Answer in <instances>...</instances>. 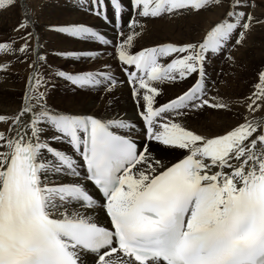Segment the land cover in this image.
Listing matches in <instances>:
<instances>
[{"label": "snow or ice", "instance_id": "snow-or-ice-1", "mask_svg": "<svg viewBox=\"0 0 264 264\" xmlns=\"http://www.w3.org/2000/svg\"><path fill=\"white\" fill-rule=\"evenodd\" d=\"M15 6L0 0V12ZM74 7L110 24L113 38L72 19L46 31L103 52L63 50L54 53L63 63H49L27 19L12 29L22 35L0 41V72L27 65L21 106L0 114V264H264V66L235 101L259 118L218 121L212 135L180 122L231 110L218 86L211 93L206 64L219 57L236 65L233 53L264 26V0H76ZM213 7L224 14L200 40L140 43L149 22L189 20ZM104 55L125 74L142 144L130 135L134 123L84 107L122 83L109 63L81 67ZM57 82L70 105L49 103ZM165 84L182 88L158 103ZM170 153L174 161L165 159Z\"/></svg>", "mask_w": 264, "mask_h": 264}, {"label": "bare ground", "instance_id": "bare-ground-1", "mask_svg": "<svg viewBox=\"0 0 264 264\" xmlns=\"http://www.w3.org/2000/svg\"><path fill=\"white\" fill-rule=\"evenodd\" d=\"M75 2L76 0H16L15 7L8 11L0 12V41L8 40V38L13 35H22V31L13 33L12 29L22 20L27 19L34 22V28L30 26L28 30H34L35 33L38 34L39 43L41 45L40 51L49 56V63L54 65L63 63L60 57L54 55V53L63 50L76 49L103 52V48L98 47L95 43L80 42L77 44H70L58 35L46 31L45 26L47 24L61 23L64 20L72 19L82 21L86 25L94 26L102 34H106L102 31L105 30L109 34H106V36L110 39L113 38V31L110 24L106 25L100 18L90 13L77 11L74 7ZM123 3L127 6L128 0H123ZM223 14V8L213 7L200 17L189 20H182L176 23L149 22L140 43L144 46H151L159 42L184 43L200 40L205 34V31L210 28L214 22L218 21ZM255 14L260 15L261 11H255ZM109 15H111V13H109ZM124 19L127 20L128 16L125 15ZM260 27L264 26L257 25L255 30ZM19 43H23V41H18L17 44ZM104 63H109L111 65V69L109 70L112 71L118 81L122 83L117 84L107 100L101 95L99 99L89 100L84 107H87L90 111H107L110 116L134 123L137 127L130 135L138 145L142 144L144 142L142 135V120L139 119L136 105L131 97L130 88L126 83L125 74L117 67V61L108 55H104L99 61L81 65V67L103 68ZM66 66L69 68L73 67V65ZM255 68L256 67H250L246 69L255 70ZM244 71H246L244 68L220 69V71L216 73L217 83H213L209 80L208 87L211 93H215V88L218 86L220 90L219 95L225 100L233 101L230 111L219 110L218 114L214 115V110L208 109L203 115L200 114L196 117L190 115L180 122L197 133L212 135L220 131L218 121H223L225 125L230 126L239 122V117L243 114L249 115V118L253 116L259 118L260 112L254 114L246 113V109L241 104L235 103V101L238 100L243 101V98L251 91L252 83L250 85V80H247L250 79L248 78L249 72L246 74ZM26 74L27 65L15 62L10 72H0V114L14 113L21 106L25 87L24 77ZM239 75H242V78L239 77ZM220 81H227V84L219 83ZM61 86H64L66 90ZM162 88L164 96L157 97L158 103H164L174 98V96L181 91L182 85L165 84L162 85ZM48 96L49 103L53 106L62 107L66 104L70 105L71 103V93L64 84L59 82H57L54 87L49 88ZM165 159L174 161L175 156L170 153ZM100 218L102 220L103 216Z\"/></svg>", "mask_w": 264, "mask_h": 264}, {"label": "rangeland", "instance_id": "rangeland-1", "mask_svg": "<svg viewBox=\"0 0 264 264\" xmlns=\"http://www.w3.org/2000/svg\"><path fill=\"white\" fill-rule=\"evenodd\" d=\"M255 11H262V10L256 9ZM102 31L107 35H109L105 30ZM233 54L236 55L235 56L236 65L234 67H229L228 63L224 59H221L219 57L213 58L208 61V63L206 64V71L208 73L209 80L213 83H217L216 73H218L220 69L244 68L246 70L244 71L246 74L249 72L248 78L250 79L247 80H250V85H251V83H253L255 79V70L261 66H264V27L257 28V30H255L252 33V35L249 37L246 46L240 48L239 51L234 52ZM250 67H256V68L255 70L246 69ZM241 76L239 75V77ZM61 87L64 90H66L64 86ZM161 96L162 97L164 96V92H162ZM190 115H192V117H196L199 116L200 114H190Z\"/></svg>", "mask_w": 264, "mask_h": 264}]
</instances>
